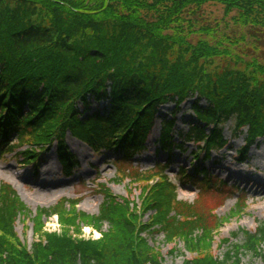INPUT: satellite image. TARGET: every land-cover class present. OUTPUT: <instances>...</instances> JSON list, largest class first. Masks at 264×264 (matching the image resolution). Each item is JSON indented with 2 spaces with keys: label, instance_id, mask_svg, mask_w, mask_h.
<instances>
[{
  "label": "trees",
  "instance_id": "obj_1",
  "mask_svg": "<svg viewBox=\"0 0 264 264\" xmlns=\"http://www.w3.org/2000/svg\"><path fill=\"white\" fill-rule=\"evenodd\" d=\"M208 5H219L222 17L208 16ZM89 97L108 99L109 112L79 118L76 104L86 106ZM189 99L195 119L184 132L176 114ZM171 103L159 149L171 154L192 143L194 159L202 152L204 163L231 147L224 134L231 122L233 137L244 135L238 161L247 160L264 138V0H0V158L15 152L37 166L56 141L61 171L70 176L77 162L65 144L69 132L95 153H119L111 181L129 187L118 196L99 184L103 201L94 215L67 198L32 214L0 181V264H162L159 235L183 264H242L247 253L264 264V220L219 238L230 219L244 215V191L201 164L192 173L179 167L175 179L166 174L169 163L149 171L133 165ZM185 184L197 187L192 202L179 199ZM237 191L234 207L218 215ZM53 216L59 228L49 232ZM17 221H31L38 235L29 249ZM85 227L100 237L87 238Z\"/></svg>",
  "mask_w": 264,
  "mask_h": 264
},
{
  "label": "rangeland",
  "instance_id": "obj_2",
  "mask_svg": "<svg viewBox=\"0 0 264 264\" xmlns=\"http://www.w3.org/2000/svg\"><path fill=\"white\" fill-rule=\"evenodd\" d=\"M208 16L214 19L222 17V8L219 5H208L204 8ZM189 99L181 106V110L177 112L176 128L187 132L191 119V103ZM204 104V102L202 103ZM105 102L95 103L92 101L91 109L95 107H104ZM99 108V109H100ZM174 108L173 104L161 107L158 117L155 120L154 127L146 142L147 149L140 153L133 160L134 166L141 170H152L156 163H165L167 160L166 153H160L158 149V139L160 133L161 117L169 115ZM232 123L228 122L224 126V134L230 139L231 147L218 152H213L211 159L204 164V167L214 176L225 181L228 185H236L240 190L246 193L247 209L239 219H230L222 229L219 236L220 239L228 238L230 234L238 231V228L252 230L257 221L264 220V138L258 139L257 145H253L249 150L247 160L242 164L236 161V150L244 143L243 135L239 138L232 136ZM176 139V138H175ZM66 142L69 149L75 154L79 161V168L75 175L65 178L61 175V168L57 161L55 150L52 149L45 155L38 164V170L35 173L34 167L22 166L17 159L13 158V154L9 153L0 159V180L10 183L20 199L34 213L38 208H50L56 201L65 196L73 198L78 193H81L82 199L79 203V210L91 214H97L98 208L102 203L101 194L92 191L96 187L94 179L99 178V182H106L115 174V166L110 162V155L95 156L92 151L83 143L75 140L69 134L66 136ZM196 145L192 143L185 144L184 151L176 149L169 158V167L166 174L174 178L178 174L179 167H188L192 172V167H189L191 161V152ZM201 158V157H200ZM219 161V165L213 166L212 160ZM198 163V162H197ZM200 164V163H198ZM34 174L36 176H34ZM81 182H84L81 183ZM113 194L125 195L126 183L109 184ZM197 187L191 184L179 186V199L192 202L197 196ZM238 191L229 195L224 201V204L217 210L218 215L225 216L230 209L236 204ZM150 214V213H149ZM56 222L53 217L48 226L52 229ZM23 224L18 222L16 231L19 236L22 234ZM27 240L32 241V223L28 224ZM85 234L91 232V228L84 229ZM94 237L97 236L95 232ZM155 241L160 245L161 254L163 255L162 264H183L184 257L178 252L170 254L171 246L162 243V235L154 237ZM243 233L239 232L234 242H243ZM214 248L216 244L214 243ZM182 249V244H179ZM184 252V251H182ZM224 250H215V253L220 255ZM189 256V254H187ZM242 264H263L260 257L251 253L243 254Z\"/></svg>",
  "mask_w": 264,
  "mask_h": 264
}]
</instances>
